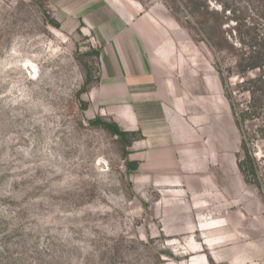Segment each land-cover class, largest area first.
<instances>
[{
  "label": "rangeland",
  "instance_id": "374dc122",
  "mask_svg": "<svg viewBox=\"0 0 264 264\" xmlns=\"http://www.w3.org/2000/svg\"><path fill=\"white\" fill-rule=\"evenodd\" d=\"M256 2L0 0V264H264V141L256 187L227 98L247 101L249 47L264 66ZM150 66H177L160 70L178 87L175 120L199 133L178 148L200 165L168 185L141 167V129L169 102L143 99Z\"/></svg>",
  "mask_w": 264,
  "mask_h": 264
},
{
  "label": "crops",
  "instance_id": "0c3cea01",
  "mask_svg": "<svg viewBox=\"0 0 264 264\" xmlns=\"http://www.w3.org/2000/svg\"><path fill=\"white\" fill-rule=\"evenodd\" d=\"M176 67L177 66H150V77L153 86L150 90L144 91L143 93V99H146V101L157 102L161 99L160 96H164V98L169 101L166 102L167 104L163 103V106H161L164 123H159V117L151 118V125L149 127L144 125L141 129L143 136L142 143L144 145L143 147L146 149L142 158L141 167L146 173L149 171L153 175L154 181L165 183L167 185L178 181L179 177H175V175L172 174L175 170H178L179 172H191L200 165V162L198 161L200 151L195 149L193 145L190 144L189 148L186 149L178 148V145L181 142L191 141L194 137H198L199 133L193 131L192 127L179 126L175 120L176 106L174 103L178 96V87L175 83V79H163L160 70L164 68L166 72L175 71L174 69H176ZM128 79L131 80L132 77H128ZM138 83L141 84L133 78V81L129 82L128 85L137 86ZM169 108L171 109L172 114H167ZM128 114H131V111H128ZM129 116L130 115L127 116V120L129 118L128 124L132 126L134 120L133 117ZM134 118L137 122L139 116L136 115ZM135 125L136 124L132 127ZM131 128L129 126L128 129ZM203 158H205V156H203ZM203 158L202 160H204ZM163 171L167 173L170 172V174H164L162 173ZM218 240L219 239L207 240L204 245L211 246L214 242H218ZM240 258L241 255L236 257L235 261L232 259H228V261L240 262ZM242 261L240 264H245L242 263Z\"/></svg>",
  "mask_w": 264,
  "mask_h": 264
},
{
  "label": "trees",
  "instance_id": "16d2710c",
  "mask_svg": "<svg viewBox=\"0 0 264 264\" xmlns=\"http://www.w3.org/2000/svg\"><path fill=\"white\" fill-rule=\"evenodd\" d=\"M256 4L257 6H253L255 8L254 10L256 11L257 17L264 27V0H257ZM263 37L264 36L260 38V42H258L257 44L258 46L259 43H264V39H262ZM256 42L257 41L255 40V43ZM259 54L260 53L255 51V49L249 47L246 58L238 64V68L242 70V73H248L251 70L258 69V75L241 82V94L247 95V101L238 105V103L234 100V94L230 95L228 93L227 95V98L230 101L232 117L241 135L240 149L243 153V159H240L238 161L237 168L241 173L244 182L255 183L256 187H260V181L258 176V166L256 164L255 158L252 155L251 146L252 141L256 140V138H261L262 141H264V66H258L256 62L260 60L258 58ZM89 77L90 74L88 72L86 74L83 87L78 92L79 95L87 91V88L90 84ZM85 106L86 105L84 104L83 109H85ZM93 122L95 124L100 123L102 128L108 130L112 135L118 137L121 141H123L126 147L130 146L132 139H128V137L131 134H129V132L122 131L114 122H105L100 118H97ZM252 122H257L259 124L255 125V129L252 131V134L249 135L247 126ZM126 156L127 155H125V157ZM262 160L264 164V158H262ZM132 165L133 169H135V163Z\"/></svg>",
  "mask_w": 264,
  "mask_h": 264
}]
</instances>
